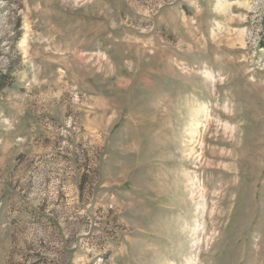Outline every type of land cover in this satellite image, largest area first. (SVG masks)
I'll use <instances>...</instances> for the list:
<instances>
[{"label":"rangeland","instance_id":"rangeland-1","mask_svg":"<svg viewBox=\"0 0 264 264\" xmlns=\"http://www.w3.org/2000/svg\"><path fill=\"white\" fill-rule=\"evenodd\" d=\"M0 264H264V0H0Z\"/></svg>","mask_w":264,"mask_h":264}]
</instances>
